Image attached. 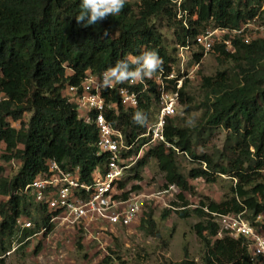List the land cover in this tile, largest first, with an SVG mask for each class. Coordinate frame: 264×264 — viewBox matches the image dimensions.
Instances as JSON below:
<instances>
[{"label":"trees","instance_id":"obj_1","mask_svg":"<svg viewBox=\"0 0 264 264\" xmlns=\"http://www.w3.org/2000/svg\"><path fill=\"white\" fill-rule=\"evenodd\" d=\"M176 1L126 0L119 14L83 27L75 19L81 11V0H0V92L7 96L0 101V147L6 145L5 159L20 160L15 175L0 176V194L9 197L0 208V264H4L15 238L24 247L37 233L47 235L54 229L52 218L58 212L36 201L33 192L27 189L38 174L48 171L50 159L66 170L79 168L81 180L87 183L93 180V171L97 167L104 170L108 162L107 153H98L96 126L79 118L76 103L65 93L67 87L76 86L81 92L89 74L99 76L117 61L149 50L155 51L162 61L156 73L174 69L178 57L176 54L173 57L164 46L162 34L151 22L153 17L167 16L174 21L178 40L185 45L202 32L201 26L207 28L210 23L226 28L241 26L257 15L264 3V0H181L186 14L177 20ZM195 14L197 18L193 20ZM233 42L234 53L222 44L215 45L214 53L221 61L235 63L234 77L228 70L203 77L206 115L205 123L200 125L210 129L208 134L217 127L229 131L230 148L225 162L218 163L207 153L198 154L191 129L176 123L173 116L165 129L170 145L160 143L146 150L131 168L132 174L118 185L123 191L130 180H142L148 160L155 158L165 175V186L174 185L181 191L177 195L181 202L174 201L163 218L172 210L181 218L193 214L200 218L194 230L204 244L202 264H264L251 252L244 236L220 235L221 227L214 215L244 212L253 221L256 214L264 211V180L256 178L264 169V37L249 43L235 38ZM175 50L177 53L178 47ZM202 56V52L195 54L196 60ZM167 82L168 89L175 88L173 80ZM122 85L126 83H119ZM133 87L140 90L143 84ZM139 97L138 107L126 110L120 105L119 113L112 110L108 114L109 120L134 142L136 154L149 137H139L147 131V124L134 123L133 114L142 111L149 120L159 108V93L152 79H148V89ZM110 98L107 96V100ZM191 99L184 84L180 89L181 105ZM112 100L118 102V95H113ZM26 114L30 115L28 120ZM12 121H20V127L12 125ZM197 133L203 135L199 130ZM180 152L199 163L187 175L177 160ZM215 173L229 174L237 180L232 194L222 202L209 199L195 208L189 207L184 194L193 190L189 179L203 177L215 181ZM141 188L135 184L120 197L127 199ZM32 205L41 217L34 225L23 228L18 219L31 215ZM154 226L151 219L143 220L142 227H148V232L152 233ZM261 228L264 230V225ZM82 239L80 234L79 246ZM185 249L186 256L180 264H197Z\"/></svg>","mask_w":264,"mask_h":264},{"label":"rangeland","instance_id":"obj_2","mask_svg":"<svg viewBox=\"0 0 264 264\" xmlns=\"http://www.w3.org/2000/svg\"><path fill=\"white\" fill-rule=\"evenodd\" d=\"M135 1V0H130ZM139 1V0H138ZM175 18L183 19L179 14L182 9L181 0L176 1ZM235 3H237L235 1ZM263 9V10H262ZM259 14V15H258ZM256 21L246 27L249 35L255 37H264V3L258 12ZM197 14L192 16L195 20ZM159 32L162 34L163 44L170 54L175 57V48L180 44L177 34L178 27L176 23L169 20L167 16L153 17L151 20ZM243 25L245 22H242ZM201 26L200 34L207 31H215L218 27L212 23L207 28ZM215 45L223 34L214 33ZM192 57L186 65L189 77L184 80L186 92L192 97L186 105L177 108V114L173 117L174 121L183 127L191 129L194 140V149L198 154L207 153L212 155L218 163H224L230 147H227V135L229 131L217 127L209 133V128H202L201 123H205V88L203 86L204 76H214L218 71L228 70L231 77H234L236 69L235 63L229 60H220L214 50H205L202 46L192 45ZM203 53L200 60H196V53ZM234 53V52H232ZM178 57V55H177ZM178 61V60H177ZM176 61L175 69H178ZM65 89V88H64ZM65 93H67L65 89ZM156 111V110H154ZM29 114L25 115L28 120ZM156 120V114L148 120V126ZM12 125L20 127V121H12ZM201 131L203 135L197 133ZM253 150V148H251ZM6 151V145L3 143L0 147V176L11 178L16 174L20 166V160L12 158L7 160L3 157ZM181 171L187 175L188 171L199 163L187 154L180 152L177 157ZM206 168V164H203ZM131 169L126 171L125 178L131 175ZM215 173V181H207L203 177L189 181L193 190L185 192L189 201V207L195 208L201 204V201L215 200L222 202L232 194V189L237 180L232 175ZM257 179L264 180V169L260 171ZM141 185V190L133 191L130 195H139L142 201L141 212L137 220L128 226L111 227L100 224H89L83 226H67L57 220L54 222V229L47 235L39 232L20 247L15 238L12 243V249L6 253L4 264H180L186 256V249L190 258L197 264H202L204 254V244L198 238L194 224L200 218L193 214L188 218H181L173 210L164 219L163 215L168 209H172L174 201L181 202L178 194L181 193L177 186L167 188L165 175L160 170L155 158H150L142 171V180H130L121 193L130 190L133 185ZM8 196L0 194L1 204L8 200ZM31 215H24L27 221L40 219L41 215L36 210V206L30 207ZM33 217V218H32ZM152 220L155 222L153 232H148L142 227L143 220ZM1 220V218H0ZM149 225V223H148ZM150 231V230H149ZM83 235L81 246L78 244L79 235Z\"/></svg>","mask_w":264,"mask_h":264},{"label":"built area","instance_id":"obj_3","mask_svg":"<svg viewBox=\"0 0 264 264\" xmlns=\"http://www.w3.org/2000/svg\"><path fill=\"white\" fill-rule=\"evenodd\" d=\"M263 10V9H262ZM179 14L184 17L186 11L180 9ZM259 15V14H258ZM245 21L239 27L226 28L218 27L215 31H207L196 35L193 44L202 46L205 50H214V33L223 34L218 44L225 46L227 51L235 52V38H241L244 42H251L258 37L249 35L246 31L252 21L258 18ZM192 43L179 44L178 69L175 68L166 72L160 70L154 73L152 80L159 93V111L156 120L148 126L147 132L139 137H149L142 145L146 148L151 144L165 142V128L169 118L177 114L180 105V89L184 86V80L189 77L186 65L192 57ZM217 45V44H216ZM102 74L97 76L89 74L85 79V89L81 92L76 86L67 87L66 95L70 101L77 105L79 118L88 124H94L98 130L96 145L98 153H107L108 162L105 169L97 167L92 174L90 183L84 182L79 176V168L66 170L61 167L55 159L48 161V171L38 174L27 189L31 190L38 202H44L50 211H57L52 221L57 220L67 226H85L89 224H100L128 226L137 220L142 208V201L139 195H132L127 199L121 196L122 190L118 187L123 180L125 172L140 156L131 153L134 149V142L128 140L121 127L115 126L108 118V114L114 110L119 113V106L124 109L136 108L140 103V94L148 89V79L142 84L143 88L138 90L133 86L138 83L126 82V85L119 86L114 83L111 88L99 87ZM173 80L175 88H167L168 82ZM118 95L119 101L112 100L113 95ZM111 97L107 100V96ZM7 99V96L0 92V101ZM220 224V235H228L232 238L244 236L249 241L251 252L260 257L264 263V211L256 214L253 221L244 216V212L215 213ZM18 224L21 227H30L32 222L25 218H19ZM259 225V226H257ZM83 226V227H84ZM85 228V227H84Z\"/></svg>","mask_w":264,"mask_h":264},{"label":"clouds","instance_id":"obj_4","mask_svg":"<svg viewBox=\"0 0 264 264\" xmlns=\"http://www.w3.org/2000/svg\"><path fill=\"white\" fill-rule=\"evenodd\" d=\"M125 3L126 0H81V4H80L81 11L75 17L76 22L78 25H81L83 27L96 25L98 24V22L106 19L109 15L115 16L119 14L124 8ZM104 35L105 36L108 35L107 31H105ZM161 66H162V61L155 51L149 50L142 52L139 56H134V57L129 56L124 60L117 61L114 66L108 67L102 73V78L99 82V87L103 89H108L111 88L114 83H120V84L126 82H131L133 84L138 82L142 83L146 78L152 79L154 73H156L161 68ZM132 119L134 123L140 126H145L148 123V117L142 111H136L133 114ZM160 143H165L166 145H170L166 139L165 142H158L156 144H151L146 148H142L141 146L137 154L134 152V149H132L133 152L131 153L137 156L142 151L140 153V156L136 159L137 161L146 150ZM133 165L127 170L131 169ZM131 196L132 195H130V197ZM214 215L216 216L215 213Z\"/></svg>","mask_w":264,"mask_h":264}]
</instances>
